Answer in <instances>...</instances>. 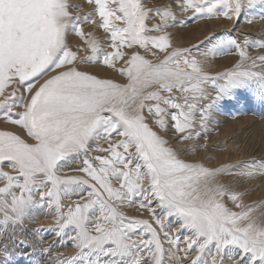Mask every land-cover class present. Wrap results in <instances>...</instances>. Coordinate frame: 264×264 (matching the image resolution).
<instances>
[{
    "label": "snow or ice",
    "instance_id": "obj_1",
    "mask_svg": "<svg viewBox=\"0 0 264 264\" xmlns=\"http://www.w3.org/2000/svg\"><path fill=\"white\" fill-rule=\"evenodd\" d=\"M257 2L264 0H168L162 10L148 0H84L91 14L73 16L72 0H0V122L20 133L0 131V231L46 205L57 228L33 231L70 230L78 249L53 264H208L206 253L210 264L225 256L264 264V202L245 205V193L220 183L225 174L264 177V157L188 163L160 134L177 144L200 137L217 100L249 82L264 92V38L212 43V33L175 48L169 32L184 12L222 16L233 31ZM84 23L102 30L103 45ZM225 45L232 65L208 75L205 60ZM101 67L123 82L91 70ZM70 159L79 175H62ZM133 209L147 218L125 214ZM11 255L0 241V264Z\"/></svg>",
    "mask_w": 264,
    "mask_h": 264
},
{
    "label": "rangeland",
    "instance_id": "obj_2",
    "mask_svg": "<svg viewBox=\"0 0 264 264\" xmlns=\"http://www.w3.org/2000/svg\"><path fill=\"white\" fill-rule=\"evenodd\" d=\"M81 1L84 2V0ZM81 1L80 3L73 2V4H79L78 9L80 10L78 11H81L82 13L84 12L83 14H91L92 10L88 7L86 3H81ZM167 2L168 0H161L160 3H157V0H148L149 5H155L156 7H160L162 10L163 5ZM84 6L86 8H84ZM86 9L89 10L87 11ZM78 11H73L72 15H83L81 12ZM257 14H260V17H264V3L257 2L252 7H248L242 10L240 18L237 21L236 27L233 31V22L224 19L222 16L217 17L214 20H196L192 17V14L189 12L178 14L177 19L181 21V24L178 27L169 30L170 35H174L175 33L178 34L179 40H177V43L173 47L191 48L194 45L199 44L202 40L205 39L206 36L211 35L212 33H217L215 36L212 37V43H215L218 40H227L231 37H235L240 34H245L250 31L248 28H246L247 25H258V23L254 21L255 16ZM249 19H251V23L248 22ZM157 22L158 19H152L149 22V27L153 24H156ZM205 43L209 42L206 41ZM220 51L221 52L219 55L214 58H210V60L208 59V62H212L214 64L217 62L215 67L217 69L220 68V70H216V73H220L227 70L232 65L234 60V57L232 55L225 54L231 51L230 46L225 45L222 49H220ZM256 51V54H252L257 55L259 53V49L257 48ZM141 54L143 55V50H141ZM148 58L151 59L154 63L158 62L159 60V56H152L151 54H149ZM218 64H221L222 67ZM102 69L103 67L91 70L95 71L100 75L102 74V71L99 70ZM206 73L208 75H216V73L212 74L209 70H206ZM118 81H120L119 78ZM211 117L214 118L213 122L216 123L215 127L217 129H219L217 123H219L218 120L220 118H228L231 120L239 118L240 120H244L245 118L249 117V119L255 121L257 120L258 122H263L264 92H261L258 82H249L244 86L237 87L233 89L228 96H225L224 98L219 99L215 102V104L213 105ZM229 125H231V123H229ZM217 131L218 130L214 129V126L208 124L207 129L203 132L202 136H194L193 139L184 140L178 144L174 143L175 137L168 135L165 129H161L160 134L164 135V139L169 142V144L177 151L178 155L183 158L185 162L204 164L205 166L239 164L238 162H235L233 160L224 159V156L222 155L224 148H219L220 143H218L216 140V138L219 137ZM207 132H209V134ZM229 138L230 140L228 144L231 145L233 143L234 145L239 147L242 150V159H244L246 156L256 153L257 146L263 145L264 128H262V130L260 131H257V133L252 134V136L250 134L245 136V134H236V132H234L229 136ZM261 140H263V142L260 143ZM188 149H193V151L195 150L197 153L186 154V151ZM219 157H222L223 161H219ZM262 157H264V155H259L257 153L256 158H249L250 160L247 159L245 161H251L253 159L259 161ZM69 168L65 169L64 171L69 170ZM230 178L231 176L225 174L221 177L220 183L223 184L224 181L229 180ZM262 183H264V177H245V192H243V190H240L238 192L245 193V205H254L260 202H264V192L263 195H261L260 199H256L253 196L254 190L252 184L259 186ZM247 194H251L254 200L251 197L247 198ZM224 202L226 206L230 208L229 199L227 197L224 198ZM56 228L57 224L55 220L54 211L52 212L51 209L44 205L33 208L29 218L25 221V223L16 226H9L6 232L0 231V241H4L8 244V249L12 254L9 264H53V261L58 255L62 258L75 257L78 253V249L75 247L70 237V230H66V232L62 236H57L54 231L41 232L39 235H37L33 231L34 229ZM235 250L237 251V253L239 252L238 249ZM77 264H79V262H77Z\"/></svg>",
    "mask_w": 264,
    "mask_h": 264
},
{
    "label": "bare ground",
    "instance_id": "obj_3",
    "mask_svg": "<svg viewBox=\"0 0 264 264\" xmlns=\"http://www.w3.org/2000/svg\"><path fill=\"white\" fill-rule=\"evenodd\" d=\"M80 1L81 0H72V3L73 2L80 3ZM82 2L83 1H81V3ZM85 6H87V5H85ZM85 6H84V8H86ZM78 10H80V9H78ZM78 12H81V11H78ZM74 14H75V12H74ZM88 14H90V13H88ZM259 15L257 14L255 16V19H254V21L256 23H258V25H252V26L251 25L250 26L247 25L246 28H248L250 31L245 33V34H248L250 37L257 38V39L264 38V19H262ZM260 27H262V28H260ZM83 28H84L85 32L92 33L101 42V44L103 45V33H102V30L98 31L94 25H91V24H88V23H84L83 24ZM171 36H172V38L174 40V41L172 40L173 46H174L177 43V40H179L178 39V34L175 33L174 35H171ZM76 39L78 40V38H76ZM73 43H75V41H73ZM256 50L257 49H253L251 54L252 53L256 54L257 53ZM254 51H256V52H254ZM255 54H252V55H255ZM200 59L201 60H205L204 57H200ZM155 61H157V60H155ZM226 62H227V60H226ZM210 64H211V66H210ZM216 64H217V62L214 64L212 62H208V59L205 60V64H204L205 71L209 70L212 74L216 73L217 72L216 70H220V68L217 69L215 67ZM218 65L221 66V64H218ZM99 71H102V74H100L101 77L113 78V79H116L117 82H123V81H118V73H114L111 70L105 71L104 69L99 70ZM216 74H218V73H216ZM208 87H209V89L211 88L210 85ZM238 115H241V114H238ZM233 117H234V115H233ZM213 119L214 118L211 117L209 122H208V124H211L212 126H214L215 130H218L217 132H218L219 137H217L216 140H217L218 143H220V147L219 148H224L222 155L224 156L225 160H233L235 162L240 163L241 161L245 162V160H247L249 158L250 159L251 158H256V154L257 153L259 155H264V142H263V140L260 141V143L263 142V145L262 146H257V152L246 156L244 159H242V156H241V151L242 150L239 147H237L233 143L231 145L228 144V142L230 140L229 136L231 134H233L234 132H236V134L241 133V134H245V136L250 134L252 136V134L257 133V131H260V130H262V128H264V121L263 122H258L257 120L255 121V120L249 119V117L245 118L244 120H240L239 118L233 119V120L228 119V118H224V119L220 118L218 120L219 123H217L218 124L217 126H219V129H217L215 127L216 123L213 122ZM229 123H231V125H229ZM3 130H11V131L17 132V134H20L18 129L13 128V126H11V125H5L2 122H0V131H3ZM207 133L209 134V132H207ZM161 135L164 137L163 134H161ZM188 153L195 154L197 152L195 150L193 151V149H188L186 151V154H188ZM218 160L219 161H223V158L219 157ZM77 163H78V161H76L74 159H70L67 163L64 164V166L62 168V175H65V176L79 175L80 173H78V171L76 170L77 169ZM67 168H69V170L64 171ZM223 185L228 187L229 191L239 192L240 190H243V192H245V177H238V176H234L233 175V176H231V178L229 180L224 181ZM252 185H253V190H254V192H253L254 198L260 199L261 195H263V192H264V190H263L264 183H262L259 186L255 185V184H252ZM0 186H3V185L0 184ZM253 196H251V194H247L246 195L247 198L251 197L254 200ZM65 203H70V201H65ZM243 203H245V196L243 197ZM229 204H230V208H232L234 211H240L241 210V209L235 208L233 203H232V201L230 199H229ZM52 212H53V210H52ZM128 213H129V210H125V214L128 215ZM129 215H134V216H136V218L137 217L138 218H147L146 215L141 214V213H137L134 209L130 210ZM228 252H230L232 256H236L238 254L237 251L234 248L228 249ZM217 259H219V257H217ZM224 259H225V263L226 264H231V259L228 256H225ZM204 260L207 261L208 264H210L211 257L206 253V258L204 256ZM242 264H244V262H242ZM245 264H246V260H245Z\"/></svg>",
    "mask_w": 264,
    "mask_h": 264
}]
</instances>
